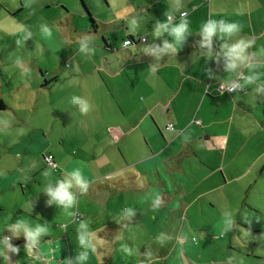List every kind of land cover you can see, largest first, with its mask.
I'll list each match as a JSON object with an SVG mask.
<instances>
[{"label":"crops","instance_id":"0c3cea01","mask_svg":"<svg viewBox=\"0 0 264 264\" xmlns=\"http://www.w3.org/2000/svg\"><path fill=\"white\" fill-rule=\"evenodd\" d=\"M139 1L109 0L103 17L82 0L92 31L70 27L78 41L92 37L94 50L62 56L60 45L75 36L58 35L46 46L61 67L39 69L41 85L23 92L22 83H0V239L12 235L5 227L17 221L47 228L35 250L25 251L23 231L11 239L20 251H9L5 264H80L82 222L96 249L86 264H164L174 252L183 261L185 246L243 249L247 232L264 234V94L254 85L233 93L218 89L248 75L243 66L225 70V43L253 40L250 56L264 48V0ZM6 2L0 6L10 17L22 10ZM181 12L190 21L185 40L175 54L157 55L171 37L154 36L155 24L168 16L178 22ZM135 16L142 17L139 27L131 24ZM210 18L237 21L242 31L231 39L213 36L209 49L199 30ZM120 29L125 35L115 41ZM130 37L135 43L123 47ZM5 76L0 72V82ZM73 95L89 100L87 115L69 103ZM46 154L55 170L44 163ZM74 167L89 185L83 194L73 189L76 204L66 212L48 204L42 190ZM156 196L162 203L154 208ZM225 212L237 222L226 235L220 228ZM161 234L171 239L161 243Z\"/></svg>","mask_w":264,"mask_h":264},{"label":"rangeland","instance_id":"374dc122","mask_svg":"<svg viewBox=\"0 0 264 264\" xmlns=\"http://www.w3.org/2000/svg\"><path fill=\"white\" fill-rule=\"evenodd\" d=\"M1 1L7 4V0ZM45 1L47 0H12V4L22 8L13 18L0 6V10L3 12H0V72L1 74L6 73V78L0 83L4 85L7 83L9 86L22 83L23 92L29 87L41 85L44 82L43 77L39 74V69L47 71L61 67L58 60L54 61L48 58L51 57V49L46 46L48 41H54L58 35L62 36V34L68 37L74 35L75 39L70 40L69 45H60L59 47L60 55L64 56L80 50L78 32L73 31L74 27L79 32L85 29L92 31L89 15L85 12L86 18L80 12V8L84 10L82 0H49L48 6ZM88 1L95 14L106 17L109 0ZM136 1L138 2L135 3H140L139 0ZM118 2L119 0H115V3ZM2 16H7L9 19L1 20ZM71 25L74 27H70ZM42 26H47L51 35H46ZM122 29L117 32L116 37L114 31L111 33L113 38L115 37V41H122L121 39L125 35ZM107 30L109 31L110 28L108 27ZM27 32H31L30 37H26ZM89 38L92 40V37ZM88 48L94 50L93 47ZM18 60L22 62L23 68L28 69L26 74L21 65L17 63ZM17 67L20 68L19 78H14L12 73L13 70L17 72ZM71 67H73V63H71ZM246 238L249 243L241 246L244 247L243 249L235 244H230L227 250H224L221 244H215L208 247L207 250H195L191 246H185L184 252L180 250L183 261L175 260L178 254L174 252L172 257H166L169 260L164 264H264V234L249 231L246 233ZM183 253L188 256H184Z\"/></svg>","mask_w":264,"mask_h":264},{"label":"clouds","instance_id":"9594fccd","mask_svg":"<svg viewBox=\"0 0 264 264\" xmlns=\"http://www.w3.org/2000/svg\"><path fill=\"white\" fill-rule=\"evenodd\" d=\"M181 17L182 18L178 22L173 23L172 17L168 16L166 21H158L155 24L153 32L154 36L159 37L162 33L166 32L168 36L171 37L170 41H165L163 48L155 50L157 55L165 52L169 53L170 50L175 54L181 43L185 40L186 34L190 31V21L186 18V14L184 12H181ZM141 20L142 17L135 16L131 21L132 26L139 27ZM42 28L46 35H51L47 26H42ZM241 31L242 25L237 21L228 19L216 20L213 18L207 19L203 24H201L199 30L202 35V44L206 45L209 49H211L212 46L213 36L221 40L224 38L231 39L236 37ZM30 36L31 32H27L26 37ZM89 42H92V40L87 36L79 41L80 52L87 54L91 51V49L88 48ZM129 43L130 42L126 40L125 46ZM253 43V40H246L243 37H239L232 43H225L223 45V55L226 57L224 68L226 71L235 73V70L241 66L247 67L248 69V75L245 76L240 74V79L238 81L229 79V85L225 87L229 91L234 92L237 89L243 88L244 85H254L256 94H264V62L260 61V58H264V48H261L258 53H254L253 56H255V59H253V56L248 55L246 52V49H248ZM209 58L211 59L214 57ZM17 63L23 68L21 61L18 60ZM253 69H260L261 71H253ZM23 71L26 74L28 69L23 68ZM241 81H243V84H241ZM69 103L76 106L82 115H87L91 111V104L89 100L84 97L73 95L70 98ZM49 174L50 173H45V175ZM88 185L89 181L83 171L79 167H74L71 171L67 172L65 178L57 179L54 183H48L42 192L46 193L50 197L47 201L48 204L55 203L67 212L76 204L77 195L73 189L78 188L79 193L83 194L87 192ZM161 203V198L156 196L152 202V206L157 208ZM132 212L133 211L131 209H126L127 215H131ZM68 214L72 215L71 212H68ZM236 226L237 222L234 216L229 212H225L220 225L222 233L226 235V233L233 230ZM5 228L9 229L12 235L4 236L0 239V257H3V264H5V261L9 260L7 255L9 251L13 254L19 253L20 249L10 244V240L18 238L21 231H23L28 241L25 251L28 248H31L32 250L38 248L42 238L47 233L46 227L42 225L32 227L25 221H17L14 224H8ZM79 231V244L83 250L77 254L76 260L79 261L80 264H86L89 259V250L95 251L96 249L88 239L87 222L80 223ZM157 239L163 243L164 241L171 239V237L161 234V236ZM181 243H183V241H181ZM123 251L131 254L127 247H125ZM34 259L39 260L40 257L36 256Z\"/></svg>","mask_w":264,"mask_h":264},{"label":"built area","instance_id":"2783aa9c","mask_svg":"<svg viewBox=\"0 0 264 264\" xmlns=\"http://www.w3.org/2000/svg\"><path fill=\"white\" fill-rule=\"evenodd\" d=\"M185 13V12H184ZM186 14V13H185ZM180 16H181V13H180ZM172 17V19H173V16H171ZM130 43L127 45V46H129L130 44H131V41L129 40V39H127ZM145 40V38H140V41H144ZM125 41L126 40H124L123 41V47H127V46H125ZM229 84H223V83H221L219 86H218V89L219 90H221V91H226V92H228V93H233V91H229L227 88H225V87H227ZM241 89H237V90H235L234 92H236V91H240ZM197 123H199V121H197ZM167 128H169V129H171L172 128V126L171 125H168L167 126ZM44 163L46 164V166H48L49 168H52L53 170H55V168H56V164H55V162H54V159H53V156L51 155V154H46L45 156H44Z\"/></svg>","mask_w":264,"mask_h":264},{"label":"trees","instance_id":"16d2710c","mask_svg":"<svg viewBox=\"0 0 264 264\" xmlns=\"http://www.w3.org/2000/svg\"><path fill=\"white\" fill-rule=\"evenodd\" d=\"M128 39L131 41V44L135 43V40L132 37H130ZM107 48H109V47H107ZM4 108H5V104L3 103L2 100H0V110H2Z\"/></svg>","mask_w":264,"mask_h":264}]
</instances>
